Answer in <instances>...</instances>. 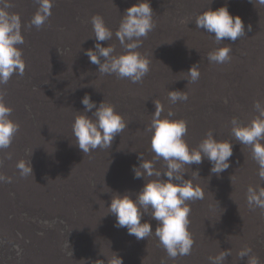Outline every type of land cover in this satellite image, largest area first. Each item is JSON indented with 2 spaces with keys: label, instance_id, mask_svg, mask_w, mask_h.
I'll list each match as a JSON object with an SVG mask.
<instances>
[{
  "label": "rangeland",
  "instance_id": "rangeland-1",
  "mask_svg": "<svg viewBox=\"0 0 264 264\" xmlns=\"http://www.w3.org/2000/svg\"><path fill=\"white\" fill-rule=\"evenodd\" d=\"M11 1H13V4L21 10V14L19 15L21 22L22 25H26L37 11L35 0ZM76 1L80 3V6H78L74 0H54L52 15L49 17L47 24L44 25L43 28L38 30L35 27H22V35L25 42L21 45V50L23 54L22 58L26 65L23 77L24 80L18 81L15 78H11L6 85L0 86V91L7 88L12 90L14 94L12 99L5 98L3 100L7 106L12 108L10 118L20 126V130L16 134L10 147L0 151V174L12 178V183L0 182V197L5 203V208L0 209L2 215V221L0 224L6 219L12 218V216L16 217V219L27 217L28 219H31L32 222H27V226L30 228L23 233L24 235H21L20 232L15 231L8 226L6 227L7 230L4 231L0 226V264H29V258H33V255H37V253V256L41 259V264H81L78 262H70L72 260L80 261L84 264H93L92 261L94 260V257L98 264H102V262L104 264H109L114 253L122 258V260L127 259L129 256L132 259V262L129 264H169L170 259L168 258L167 253L164 248L160 246L159 241L154 234L146 239L138 241L134 236L127 234L126 228L117 229L113 227L116 222L115 216L105 213V210L102 208V205L104 204L103 198L102 196L98 197L101 187V193L106 191V193L110 194L112 200L113 196L117 194L120 182L118 183V186L116 181L110 176L115 175L118 178L121 171L127 172V175L130 177L132 176L131 184H134L130 185V187L133 188L135 186L134 191L136 193L142 189L145 181L143 178H133L134 173L131 172L132 167L128 161L135 157H139L140 153L134 151L138 147L137 145H139L137 149H143V146L147 144V136L144 138L139 136L138 139H135V135L139 130V132L142 131V128H139L142 122L141 120H143L144 115L150 113L147 112L150 110L138 101L139 98L137 97L142 95L138 90V83L136 85L127 79H118L114 75L101 76L98 72V66L90 63L89 58L85 55V51L88 49H94L96 41L94 38H91L93 36V31L92 29H87V26H89L87 23L88 21H91L90 15L94 16L99 13L92 12L91 14H86L84 10L85 4L81 0ZM121 1L101 0L103 8L107 7L106 10L111 9L114 11L113 13H115L110 16L111 21L109 23L112 25L108 26L105 23L114 34L120 24V17L124 15L126 10L124 5L127 3V0ZM167 1L168 6H173L172 9H163L161 11L162 13L159 12V16L155 13L153 16L155 27H158L159 22L162 27L154 30L152 35H150L149 32L147 37L143 39L142 45L137 51L145 58H151V60H154L156 63L161 62L166 65L170 63L171 57L173 61L180 51L178 58L181 60L176 59V61L172 62L173 64L180 63V66L176 68L179 82L176 81L175 84L178 91L186 92L188 94V100L186 102H178L173 106L170 104L169 108L175 112L176 119H183L188 122L192 121L194 124L196 123L195 126L199 131L200 142L204 139V126L218 125L225 126L222 134V141H230L233 145V156L230 157L229 163L231 164V168L235 171L230 169V172L229 170H225V172L220 173H226V177L222 178L223 180L220 177H215L217 176L216 174L210 173L209 167L211 168L212 165L205 160L200 165H191L190 169H188V173L185 174L184 178L191 179V175H193L192 171L198 169L199 177L198 179H195L193 183H195V186L200 185L201 189L203 188L202 183H210V180L216 185L219 183L218 185L234 188L232 195L228 194L224 197L225 206H223V208L224 210L226 209L225 212L227 215H224L221 220H228L226 223L228 226H223L225 228L222 227L219 233V239L223 244L213 238V234L217 232L215 229L210 230L207 228L204 229V231L199 230L197 231V237L200 238L203 236L205 241L208 239H210L209 241L212 240L210 242L211 247L213 246L212 249L217 247L213 249L216 256V250L217 252L220 250L218 248L223 246L232 247V244L237 239L240 241L241 248L243 244L240 240L241 233L239 231L246 230L248 239L244 238L245 247L243 248L247 247L251 250L253 249L251 255L258 258L259 264H264V247L260 246L258 241L254 240L261 239L264 241V211L259 208H256L257 211L252 210L249 208L246 199L248 187L251 185L253 187L255 186L254 184L262 186L264 181L259 179L257 175L258 166L253 160L248 163L245 162L239 166L240 159L237 157L250 154V149L243 147V145L235 141L231 134L232 126H227L230 125V120L233 117H238L242 124H247L249 105H246V103H250V101H253L252 103H254L256 101L255 98H258L260 101L264 99V48H261L262 51L259 54L261 60L259 56H256V59H253L254 62L251 60L249 63H244L239 54V56H231L230 61L232 62H227L225 63L226 65L209 63L206 56L208 55V52H211L216 48L211 47L210 49L203 45L202 42L200 43L201 45L197 43L201 48L194 44L187 46L184 43L185 41L182 36V31H194L191 28L194 27V19L200 14L198 13L200 10L206 11L208 7L210 10L215 11L220 7H217L215 3H210V0H194L197 3H200L196 8L194 6L195 2L192 3L193 0H172L173 5L169 4V0ZM229 1H231L232 4H236V1L234 2V0ZM149 2L152 5H156L157 3L160 6L162 5V0H152ZM86 4L90 6L91 3L86 1ZM230 9L228 8V10ZM91 10L92 8L89 7L88 11ZM62 11L67 12L70 15L71 21H64L67 19L59 13ZM180 13L187 17H180ZM28 15H32V17L30 18ZM160 16H163L164 18L161 20L159 19L158 21L157 18H160ZM165 21L167 23H165ZM169 22L171 23L169 24ZM163 23L165 24L163 25ZM199 30L200 32L202 31L201 29ZM157 31H159L161 35ZM74 32L75 36L73 34ZM202 33L207 37V41H205L206 44L210 37L208 33L204 31ZM53 38L56 40L53 41ZM115 38V35H113V40L105 41L103 43L101 42L102 46L107 47L109 44H112L115 46L116 51L122 49L119 41H116ZM82 40H87V44L85 43L86 45H83L81 43ZM165 55L170 56L169 62L163 61ZM255 60L256 62L260 60V62L258 61L259 63H256ZM193 65H199L201 76L196 83L188 84V76L186 73ZM234 68H238L242 71L248 69L253 75L259 76L258 79H252L253 87L250 90L244 87V83L246 82L244 78L246 74H239V70H235ZM216 71L220 72L219 74L221 75L223 74L220 83L215 85L208 84V78H206L204 74L210 72L215 73ZM215 75L217 74L215 73ZM223 77L227 80L223 79ZM259 80L262 81V83H260ZM110 81L113 83L115 82L112 87L113 89L109 86L110 83L108 82ZM195 87H198L204 94V99L206 101V103L203 104L204 107H201L200 104L194 102L195 94L192 92ZM119 93L120 95L122 94V97ZM85 94L90 95L91 100L96 102L97 105L103 100H107L108 102L106 103L110 102L111 105H117V107L120 108L123 106L121 108L124 110V115H122V117L128 125L125 128L126 132L123 131L119 134L121 138L117 135L113 140V144H111V147L108 149L109 151H93L88 157L83 156V152L75 145L74 138L72 137V123L74 118L84 111V106L81 104V100ZM7 95H10V93L7 92ZM112 96L113 98H111ZM110 98L111 100H109ZM225 101L227 102L225 103ZM119 103H121L120 106H118ZM167 103H169L168 99ZM169 108L167 109L165 116L167 115ZM132 110L134 111V114ZM93 111H95V109H93ZM215 112L217 113V117H215ZM88 115L91 116V113L89 112ZM132 115L135 117L133 118ZM189 115H191V117ZM132 119L133 121H131ZM126 133L132 135L129 136ZM189 147L195 148L194 145ZM131 148L133 150H131ZM149 152L150 148H147L144 152L146 154H143L144 158L148 156L145 160L152 159L153 155ZM9 154L11 155V159L7 158ZM105 154L107 156H105ZM19 160L31 162L33 176L25 178L19 176V172L16 168V163ZM68 162L72 163L69 164ZM118 162H120V164ZM162 163L163 162L161 161V166ZM160 164L157 163L156 167L161 168ZM235 168H237L238 171H241L244 168L250 169L251 173L253 172L256 175L259 182L256 179L254 180V178L248 180V177L251 174L246 175V177L243 178L245 181L242 182L236 177L237 170ZM130 169L131 171H129ZM73 180H77V183L81 186V189H78V194L86 197L84 199L88 210L86 214L83 208L76 202V198L72 196L69 189L66 187L70 185ZM235 180L238 182L236 192ZM244 185L246 187H244ZM214 186L215 185L212 187ZM131 188L128 189V186H125L122 190V196L129 194L127 191H130ZM210 188H207L206 193L204 189H202L203 193L205 195L211 194L210 192L212 189ZM243 194L245 196H242ZM230 206L233 209V215L230 213ZM236 210L238 212H235ZM202 211L204 213L203 207ZM11 212H15V214H9ZM257 212L259 213L257 214ZM191 216L190 213L189 219ZM235 218H239L240 223H238V219L236 220ZM61 222H64L65 225ZM144 222L150 223L153 232H155V228H153L157 227V222L155 220H152L149 215H144L141 223ZM204 222L205 227H207L206 225L211 226V224H214L210 223L206 218H204ZM229 222L235 224L231 225L234 227V231H232L231 228H228ZM53 234L59 235L62 240L53 236ZM64 234H72L71 241L73 244L76 243L75 247L78 245L80 254L75 255L76 248L68 246V244L63 242L66 238ZM51 235L53 237H51ZM91 237H93V239H91ZM85 238L88 239L87 247L89 249L84 244L86 241ZM6 241L8 242L7 245H5ZM254 241L260 249L255 247ZM57 243L60 245V250H58L59 246ZM61 244L63 245V250H61ZM23 246L27 248L31 246L29 248L30 251L25 252ZM196 246V242L194 241L190 258H194L195 264H210L208 257H214V254L209 250V247L202 245L198 247ZM53 248H55V252L53 251ZM243 248H241V250ZM193 249L195 251L196 249H201V251L195 252ZM84 253L86 257L83 256ZM244 260L245 264H247V257H244ZM231 262L233 264L242 263V261L237 259L234 261L231 260ZM231 262L228 264H232ZM123 264H125L124 261Z\"/></svg>",
  "mask_w": 264,
  "mask_h": 264
},
{
  "label": "clouds",
  "instance_id": "clouds-1",
  "mask_svg": "<svg viewBox=\"0 0 264 264\" xmlns=\"http://www.w3.org/2000/svg\"><path fill=\"white\" fill-rule=\"evenodd\" d=\"M74 1L80 6L79 2ZM86 1L91 3L90 6L86 4ZM149 1L152 0H127V3L124 5L126 7L125 13L121 17L118 29L114 34L107 27V25H112L109 22L111 21L110 16L115 14L113 10H106L107 7L103 8L101 0H84L86 14H91L92 12L100 14L92 16L91 21L87 23L89 25L87 29H92L93 31L91 38H94L96 43L94 44V49L85 51V55L89 58L90 63L98 66V72L101 76L114 75L118 79H127L131 83L137 84L142 83L144 77L149 73L150 61L143 57L137 49L141 47L142 41L147 37L148 33L155 28L154 13L159 16V12L163 9H172L173 7L167 5V0H162L161 6L158 3L154 6ZM248 2L264 6V0H248ZM35 3L37 4V11L33 17L32 15H28L32 19L26 25H22L19 7L13 4L11 0H0V86L6 85L11 78H15L18 81L24 80L26 65L22 58L23 54L21 50V45L25 42L22 35V27H35L39 30L47 24L49 17L52 15L54 0H35ZM235 3L240 9L245 7V3L243 2ZM169 4L173 5L172 0H169ZM89 7L92 8L91 11H88ZM64 11L59 13L70 17ZM157 19L159 20V18ZM160 19H163V16H160ZM69 20L71 21V17ZM252 21L256 22V19L253 18ZM194 23L197 29L208 33L209 37L217 45L222 44V41L226 38L235 42L238 38L245 36V26L242 18L240 16H232L229 13L227 5L215 11H203L195 17ZM250 30L251 26H249ZM213 33L214 36L212 35ZM113 35H115L123 49L122 54L117 55L115 46L112 44H109L107 47L101 44V42L111 41ZM55 40L53 38V41ZM209 48L211 49V47ZM231 51L232 49L229 46L216 48L208 53L207 60L213 64H225L231 60ZM186 74L188 76V84L196 83L200 78L199 65H193ZM7 92L10 95H7ZM192 93L195 94L194 102L200 101V106L204 107L203 104L206 101L203 92L198 87H195ZM13 96L14 94L10 88L0 91V151L10 147L20 130L19 124L10 118L12 108L7 106L3 100L5 98L12 99ZM167 99L169 103H167ZM187 100L188 95L186 92L168 91V94L159 100H154L152 104L140 102L150 110V113L146 115H149L151 120L145 127V131L149 133L147 135V144L143 146V149L135 150L140 155L130 160V165L132 166L131 172L134 173L133 178H143L145 183L142 189L136 193L135 199L127 194L123 196L116 194L107 208L108 214L115 216L116 222L113 227L117 229L126 228L127 234L134 236L138 241L154 234L160 246L166 251L169 259H175L177 256L191 255L194 241L188 230L190 224L189 214L191 211L188 202L203 200L206 197H204L201 187L194 186L193 183L199 177V170L192 171L193 175H191V179H185L184 177L188 173V169H190L191 165H200L205 160L212 165L210 173L218 176L225 170L231 169L229 161L230 157L233 156L232 143L230 141H222L225 126H204V139L201 142L198 130L195 142H191L185 138L186 142L183 139L187 135L188 127H196L195 124L187 120L176 119V115L171 109H169L166 116L165 113L170 104L175 105L178 102H186ZM255 100L254 103L251 101L250 103H246V105H249L247 124H242L238 117H233L230 120V125L227 126H232L231 134L233 139L243 145V147L250 149V154L237 157L240 159L239 166L253 160L258 166V177L264 181V99L260 101L258 98H255ZM81 104L84 106V111L79 113L73 120L72 137L74 138L75 145L83 152V156L88 157L93 151L108 150L116 136L121 134L128 125L122 117V109L114 107L104 100L97 105L96 102L91 100L90 95L85 94L81 100ZM89 112L91 116L88 115ZM132 117L135 116L133 115ZM127 135L130 136V134ZM193 145H197V147H189ZM147 148H150L153 154L151 160H145L143 157ZM105 156L107 155L105 154ZM7 158L11 159V155L9 154ZM161 161L163 162L161 168H157V163ZM68 163L71 164L72 162ZM16 168L21 178L33 176V168L30 161L19 160L16 163ZM238 172L245 174L239 178L242 182L245 181L243 178L249 174L251 175L248 179H257L256 175L253 172L251 173V170L248 168H244ZM110 177L116 178L115 175ZM130 179L132 180V178ZM0 182L12 183V178L0 174ZM235 183L236 192L238 182L235 180ZM256 185L248 187L246 193L247 203L252 210L259 208L264 211V187H256ZM216 186L219 191V197L216 202L213 200L216 197V190L215 187H211L213 196L208 197L211 199L209 202L212 203V209L208 210L207 201L205 208L208 214L204 215V218L214 224L211 226L206 225L207 227H205L203 218L204 228H200L199 230L201 231H204L206 228H216L221 223L228 221L221 220L224 215H227L223 208L225 206L224 197L228 194L232 195L234 188L218 184ZM66 187L72 196L76 198V202L83 208L86 214L88 211L84 200L86 197L78 194V189H81V186L77 183V180H73ZM101 196L100 187L98 197ZM4 208L5 203L0 197V209ZM232 210L231 207V214ZM9 214L12 215L15 212ZM144 215H149L157 222V227H153L155 228V232H153L150 223H141ZM1 221L2 215L0 213ZM27 222L32 223L31 219L27 217L16 219V217L12 216V218L2 222L0 226L4 231L7 230L6 227L8 226L24 235L23 233L30 228L27 226ZM61 223L65 225L64 222ZM228 224L233 225L230 222ZM54 236L62 240L59 235ZM64 236L66 238L63 242L68 244V246L76 248L75 255L80 254L78 245L75 247L76 243L73 244L71 241L72 234H64ZM85 240L84 244L87 247L88 239L85 238ZM254 240L264 247L263 240ZM7 244L8 242L6 241L5 245ZM57 245L59 246L58 250H60V245L58 243ZM254 245L260 249L255 241ZM30 247L23 246V249L27 252ZM61 250H63L62 244ZM251 251L253 252V249L244 248L238 253L239 258L242 259L241 264H245L244 257H247V264H259L258 258L251 255ZM229 255H231L230 251H221L214 257L209 256L208 260L210 264H224L226 257ZM83 256L86 257L85 253ZM123 261L125 264H129L132 262V259L128 256L127 259L122 260V258L114 253L109 264H123ZM70 262L84 264L75 260ZM92 263L98 264L95 257ZM29 264H33L32 258H29ZM102 264L104 263L102 262Z\"/></svg>",
  "mask_w": 264,
  "mask_h": 264
},
{
  "label": "bare ground",
  "instance_id": "bare-ground-1",
  "mask_svg": "<svg viewBox=\"0 0 264 264\" xmlns=\"http://www.w3.org/2000/svg\"><path fill=\"white\" fill-rule=\"evenodd\" d=\"M83 3H84V0H81ZM121 1V0H120ZM176 1H178V0H176ZM211 2L210 3H215V5H217V7H222V6H225V5H227V7L230 9V8H232V9H230L229 10V13L232 15V16H240L241 18H242V21H243V23H244V26H245V36L244 37H241V38H238L235 42H233V41H231V40H229V39H224L223 41H222V44H219V45H217L216 43H214V41L210 38L209 40H208V42L205 44V41H207V37H206V35L204 34V33H202L203 32V30L200 32V30L199 29H196V26L194 25V27L193 28H191V29H193L194 31H182V36H183V38H184V43L187 45V46H190L191 44H194V45H196V46H198V47H200L199 45H201L200 43L202 42V44L203 45H205L206 47H212V48H219V47H224V46H229V47H231V49H232V51L230 52V56H234V55H238L239 56V54L241 55V57H242V61L245 63V62H247V63H249L251 60L253 61V59H256L255 57L256 56H259V54L261 53V48H264V6H261V5H259V4H257V5H255L254 3H249L248 2V0H234V1H236V2H243V3H245V7L244 8H242V9H240L239 7H238V5H236V4H232L231 3V1H229V0H210ZM121 2H123V1H121ZM127 2V1H126ZM195 1L193 0L192 1V3H194ZM199 4L200 3H197V2H195L194 3V6H195V8L196 7H198L199 6ZM214 5V6H215ZM155 6V5H154ZM109 7V6H108ZM216 8V7H215ZM178 9V8H177ZM117 10V9H116ZM207 10H210L208 7H207V9H206V11ZM25 12V11H24ZM114 12V11H113ZM198 12V11H197ZM203 11L202 10H200L198 13H202ZM98 13V12H97ZM29 14V13H28ZM62 14V13H61ZM156 14V13H155ZM154 14V15H155ZM166 14V13H165ZM100 15V14H99ZM117 15H118V13H117ZM62 16H64L66 19H68L69 20V18L70 17H66V15H64V14H62ZM91 17L93 16V15H90ZM164 16V15H163ZM187 17L186 15H183V14H181L180 13V17ZM166 17H167V15H166ZM170 17H171V15H170ZM121 18V17H120ZM164 18V17H163ZM172 18V17H171ZM189 18V17H188ZM256 19V22H253L252 21V19ZM160 19V18H159ZM183 19V18H182ZM161 20V19H160ZM166 20V19H165ZM171 20V19H170ZM185 20V19H184ZM159 21V20H158ZM162 22V21H161ZM155 23V22H154ZM160 23V22H159ZM158 23V27H155L151 32H150V35H152V33H153V31L154 30H156V29H160V27H162V26H160V24ZM165 23H167L166 21H165ZM165 23H163V25L165 24ZM171 22H169V24H170ZM187 23V22H186ZM173 24V23H172ZM170 26V25H169ZM172 26V25H171ZM249 26H251V30L249 31ZM165 27V26H164ZM173 27H175V26H173ZM84 28V27H83ZM167 28V27H166ZM196 29V30H195ZM160 31V30H159ZM159 31H157V32H159ZM177 31V30H176ZM161 32H162V30H161ZM166 33V32H165ZM74 34V36H75V32L73 33ZM159 34H160V32H159ZM163 34V33H162ZM180 34V33H179ZM161 35V34H160ZM213 36H214V34H212ZM164 37V36H163ZM156 38V37H155ZM152 39V38H151ZM150 39V40H151ZM113 40V39H112ZM115 40L117 41V39L115 38ZM149 40V39H148ZM154 40V39H153ZM178 40V39H177ZM86 41L87 40H82L81 41V43L84 45L85 43H86ZM158 41V40H157ZM148 42V41H147ZM151 42V41H150ZM153 42V41H152ZM103 43V42H102ZM197 43L199 44V45H197ZM87 44V43H86ZM85 44V45H86ZM105 45V44H104ZM173 45V44H172ZM167 47V46H166ZM117 48V47H116ZM159 48V47H158ZM201 48V47H200ZM207 48V49H208ZM118 49V48H117ZM185 49H186V47H185ZM206 49V48H205ZM189 50V49H188ZM214 50V49H213ZM197 51H199V50H197ZM204 51V50H203ZM209 51V50H208ZM211 51V50H210ZM123 53V51H122V49H118L117 51H116V54L117 55H119V54H122ZM209 53V52H208ZM264 53V52H263ZM189 54H190V52H189ZM196 54V53H195ZM150 55V54H149ZM179 55H180V51H179V53L176 55V57L174 58V60L172 61V57H171V59H170V63H168L167 65L165 64V63H161V62H158V63H156V62H154V60H151V58H146V59H148L149 61H150V65H149V67H150V71H149V73L144 77V79H143V82L142 83H138V85H137V87H138V90L141 92V94L142 95H140V96H138L137 98H139L138 99V101L139 102H143V103H147V104H152V103H154V100H159L160 98H162L164 95H166V94H168V91H178L177 90V87H176V81H178V74H177V71H176V68L177 67H179L180 66V63H177V64H173L172 62H174V61H176V59H178V60H181L180 58H178L179 57ZM182 55V54H181ZM198 55H199V53H198ZM197 55V56H198ZM147 56V55H146ZM169 57L170 56H168V55H165L164 56V58H163V61H165V62H169ZM183 57V56H182ZM191 57V56H190ZM207 57V56H206ZM262 57V56H261ZM259 58H260V56H259ZM156 59V58H155ZM204 59V58H203ZM235 59V58H234ZM237 60V59H236ZM260 60H261V58H260ZM260 60H258L259 62H260ZM241 61V60H240ZM256 62V60H255V62L256 63H259V62ZM179 62V61H178ZM230 62H232V61H230ZM237 62V61H236ZM254 62V61H253ZM172 63V64H171ZM243 64V63H242ZM255 64V63H254ZM253 64V65H254ZM261 64V63H260ZM165 65H166V67H165ZM220 65V64H219ZM226 65V64H225ZM238 65V64H237ZM257 65V64H256ZM264 65V64H263ZM185 66H186V64H185ZM228 66V65H227ZM250 66V65H249ZM252 66V65H251ZM203 67V66H202ZM206 67V66H205ZM262 67V66H261ZM186 68V67H185ZM191 68V67H190ZM250 68V67H249ZM200 69V68H199ZM235 70H239L238 68L236 69V68H234ZM250 69H252V68H250ZM188 70V69H187ZM215 73L217 74V75H215ZM210 72V73H205L204 75H205V77L206 78H208V84H219L220 83V81H221V77H222V75L221 74H219L220 72H218V71H216V72ZM223 73V72H222ZM242 73H245L246 74V76H245V78H244V80L246 81L245 83H244V87L245 88H248L249 90L253 87V85H252V79H258V75H253L250 71H248V69H246V70H244V71H242V70H239V74H242ZM180 74V73H179ZM264 74V73H263ZM201 76V75H200ZM237 76V75H236ZM204 78V77H203ZM223 79H226L225 77H223ZM243 79V78H242ZM227 80V79H226ZM201 81V80H200ZM260 81V80H259ZM179 82V81H178ZM108 83H110V87L112 88L113 87V84L115 83H113V82H108ZM121 83V82H120ZM226 83V82H225ZM224 83V84H225ZM260 83H262V81H260ZM182 84V83H181ZM195 85V84H194ZM198 85V84H197ZM196 85V86H197ZM232 85V84H231ZM242 85V84H241ZM240 85V86H241ZM107 86V85H106ZM179 86V85H178ZM129 87V86H128ZM133 87H135V86H133ZM218 87V86H217ZM110 88V89H111ZM120 88V87H119ZM122 88V87H121ZM124 88V87H123ZM136 88V87H135ZM113 89V88H112ZM188 89V88H187ZM190 89V88H189ZM192 89V88H191ZM136 90V89H135ZM179 90H180V88H179ZM225 90V89H224ZM238 90V89H237ZM115 91V90H114ZM125 91V90H124ZM212 91V90H211ZM223 91V90H222ZM236 91V90H235ZM241 91V90H240ZM246 91V90H245ZM208 92V91H207ZM213 92H215V91H213ZM263 92V91H262ZM100 93V92H99ZM115 93V92H114ZM113 93V94H114ZM211 93V92H210ZM247 93H248V90H247ZM250 93H251V91H250ZM112 94V93H111ZM110 94V95H111ZM126 94H127V92H126ZM137 94H139V93H137ZM214 94V93H213ZM241 94V93H240ZM244 94V93H243ZM105 95H106V93H105ZM119 95H120V93H119ZM122 95V94H121ZM120 95V96H121ZM188 95V94H187ZM216 95V94H215ZM215 95H210V96H215ZM218 95V94H217ZM245 95V94H244ZM252 95V94H251ZM115 96V95H114ZM126 96V95H125ZM207 96H209V95H207ZM261 96V95H260ZM122 97V96H121ZM246 97H247V95H246ZM245 97V98H246ZM252 97V96H251ZM263 97V96H262ZM109 98V97H108ZM111 98H113V96L111 97ZM111 98L109 99V100H111ZM118 98V97H117ZM120 98V97H119ZM126 98V97H125ZM124 98V99H125ZM210 98V97H209ZM243 98V97H242ZM250 98V97H249ZM121 99V98H120ZM191 99V98H190ZM213 99V98H212ZM215 99V98H214ZM116 100V99H115ZM122 100V99H121ZM135 101V100H134ZM255 101V100H254ZM105 102H108L107 100L105 101ZM122 102V101H121ZM126 102H127V100H126ZM169 102V101H168ZM192 102V101H191ZM200 102V101H199ZM199 102L197 101V103L199 104ZM253 102V101H252ZM110 103V102H109ZM189 103V102H188ZM194 103V102H193ZM112 104H113V102H112ZM123 104H125V103H123ZM180 104V103H179ZM196 104V103H195ZM121 105V103H119V105L118 106H120ZM143 105V104H142ZM181 105H183V104H181ZM114 106V105H113ZM116 107H117V105H115ZM114 106V107H115ZM127 106H128V104H127ZM130 106V105H129ZM132 106V105H131ZM173 106V105H172ZM188 106V105H187ZM190 106V105H189ZM209 106V105H208ZM123 107V106H122ZM121 107V108H122ZM125 107V106H124ZM137 107H138V105H137ZM186 107V106H185ZM212 107V106H211ZM120 108V107H119ZM128 108V107H127ZM126 108V109H127ZM134 108V107H133ZM173 108V107H172ZM170 109V108H169ZM194 109V108H193ZM130 110V109H129ZM145 110V109H144ZM173 110H175V109H173ZM122 111H124V110H122ZM142 111H143V109H142ZM169 111V110H168ZM172 111V110H171ZM127 112V111H126ZM126 112H125V115H126ZM132 112H133V114H134V111L132 110ZM137 112V111H136ZM139 112H141V111H139ZM146 112V111H145ZM147 112H149V111H147ZM179 112V111H178ZM182 112V111H181ZM192 112V111H191ZM142 113V112H141ZM144 113V112H143ZM175 113V112H174ZM177 113V112H176ZM192 113H194V112H192ZM145 114V113H144ZM191 114V113H190ZM210 114V113H209ZM124 115V114H123ZM181 115H182V113H181ZM130 116V115H129ZM133 116V115H132ZM140 116V115H139ZM142 116V115H141ZM188 116V115H187ZM190 117H191V115H189ZM198 116V115H197ZM200 116V115H199ZM189 117V118H190ZM215 117H217V113L215 112ZM132 118V117H131ZM130 118V119H131ZM134 118V117H133ZM138 118V117H137ZM137 118H136V120H137ZM188 118V117H187ZM202 118H204V117H202ZM127 119V118H126ZM185 119V118H184ZM193 119V118H192ZM222 119V118H221ZM150 120H151V117L149 116V115H144V117H143V120H141L142 122H141V124H140V126H139V128H142V131L141 132H137L136 133V135H135V139H138V137L140 136V137H146L147 135H148V133L149 132H147V131H145V127H146V125L150 122ZM127 121V120H126ZM131 121H133V119L131 120ZM202 121V120H201ZM222 121H224V120H222ZM129 122V121H128ZM137 122H138V120H137ZM190 122H192V121H190ZM194 122H196V121H194ZM221 123V122H220ZM196 124V123H195ZM214 124H215V121H214ZM133 125V124H132ZM136 125V124H135ZM134 126V125H133ZM138 126V125H137ZM198 126V125H197ZM218 126V125H217ZM138 129V128H137ZM134 130H135V128H134ZM125 131V130H124ZM126 132V131H125ZM201 132V131H200ZM203 132V131H202ZM128 133V132H127ZM126 133V134H127ZM204 133V132H203ZM130 135H132V134H130ZM204 135V134H203ZM119 137L121 138V136L119 135ZM118 138V137H117ZM131 138V137H130ZM185 138L186 139H188V140H190L191 142H195L196 141V138H197V129H196V127H188V131H187V135L185 136ZM184 138V139H185ZM202 138V137H201ZM127 139H128V137H127ZM124 140V139H123ZM201 140V139H200ZM130 141V140H129ZM136 141V140H135ZM134 141V142H135ZM143 141V140H142ZM124 142V141H123ZM128 142V141H127ZM133 143V142H132ZM138 143V142H137ZM143 143V142H142ZM113 144V143H112ZM118 144V143H117ZM124 144V143H123ZM126 144V143H125ZM140 144V143H139ZM145 144V143H144ZM122 146V145H121ZM138 147H139V145H137ZM136 146V147H137ZM137 147V148H138ZM196 147V146H195ZM135 148V147H134ZM136 148V149H137ZM131 150H133L132 148H131ZM109 151V150H108ZM135 151V150H134ZM151 152V151H150ZM149 152V153H150ZM101 153V152H100ZM152 153V152H151ZM150 153V154H151ZM104 154V153H103ZM102 154V155H103ZM116 154V153H115ZM129 154V153H128ZM133 154V153H132ZM146 154V153H145ZM153 155V154H152ZM113 156V155H112ZM116 156V155H115ZM123 156H125V155H123ZM135 156V155H134ZM120 157V156H119ZM128 157V156H127ZM144 157V156H143ZM146 157H148V156H146ZM145 157V158H146ZM61 158V157H60ZM124 158V157H123ZM144 158V159H145ZM103 159V158H102ZM127 160V159H126ZM99 161V160H98ZM102 161V160H101ZM140 161V160H139ZM234 161V160H233ZM125 162V161H124ZM129 162H130V160H129ZM249 161H247V163H248ZM117 163V162H116ZM119 164H120V162H118ZM236 163V162H235ZM160 164V163H159ZM111 165V164H110ZM121 165H123V164H121ZM125 165V164H124ZM205 165V164H204ZM117 166V165H116ZM157 166V165H156ZM160 166H161V164H160ZM241 166V165H240ZM126 167V166H125ZM132 167V166H131ZM200 167V166H199ZM249 167V166H248ZM109 168V167H108ZM115 168V167H114ZM116 168H118V167H116ZM128 168H130V167H128ZM159 168V167H158ZM206 168V167H205ZM255 168V167H254ZM98 169V168H97ZM203 169H204V167H203ZM209 169H210V167H209ZM208 169V170H209ZM232 169V168H231ZM236 170H237V168H235ZM242 169V168H241ZM253 169V168H252ZM110 170V169H109ZM117 170V169H116ZM232 170H234V169H232ZM256 170V169H255ZM114 171V170H113ZM129 171H131V169L129 170ZM235 171V170H234ZM233 171V172H234ZM238 171V170H237ZM225 172V171H224ZM229 172H230V170H229ZM79 173V172H78ZM111 173V172H110ZM118 174V173H117ZM207 174V173H206ZM205 174V175H206ZM210 174V173H209ZM226 174V173H225ZM225 174H219L218 176H215V175H212V176H215V177H220L221 179L223 178V177H226L225 176ZM236 174V173H235ZM234 174V175H235ZM74 175V174H73ZM72 175V176H73ZM99 175V174H98ZM104 175V174H103ZM110 175H112V174H110ZM229 175V174H228ZM245 174L244 173H240V172H238L237 173V175H236V177H238V178H241V177H243ZM188 176V175H187ZM186 176V177H187ZM78 177V176H77ZM132 177V176H131ZM130 177V178H131ZM233 177V176H232ZM246 177V176H245ZM109 178V177H108ZM129 178V175H127V172H122L121 171V173L119 174V177L117 178H113L115 181H116V184L119 186V182H120V187H119V189H118V191H117V194H119V195H121L122 196V190H123V188L125 187V186H128V189H130L131 187H130V185H132V184H134V183H132L131 184V179ZM188 178H190V177H188ZM204 178V177H203ZM212 178V177H211ZM235 178V177H234ZM233 178V179H234ZM77 179V178H76ZM100 179V178H99ZM186 179V178H185ZM198 179V178H197ZM199 179H202V178H199ZM236 179V178H235ZM260 179V178H259ZM223 180V179H222ZM221 180V181H222ZM229 180V179H228ZM249 180V179H248ZM255 180V179H254ZM257 181H258V179H256ZM200 181V180H199ZM202 181V180H201ZM240 181V180H239ZM194 182V181H193ZM208 182V181H207ZM225 182V181H224ZM228 182V181H227ZM259 182V181H258ZM105 183V182H104ZM112 183H113V181H112ZM201 183V182H200ZM199 183V184H200ZM221 183V182H220ZM250 183V182H249ZM255 183H256V181H255ZM137 184H139V183H137ZM195 184V183H194ZM219 184V183H218ZM236 184V183H235ZM244 184V183H243ZM262 184V183H261ZM143 185V184H142ZM213 185H215L214 187H215V190H216V197L213 199L215 202H216V200L218 199V197H219V191H218V188H217V186H216V184L213 182V181H211L210 180V183H205V184H203L202 183V189H204V191H205V193L207 192V188H210V187H212ZM242 185V184H241ZM255 185V184H254ZM108 186V185H107ZM115 186V185H114ZM195 186V185H194ZM198 186V185H197ZM252 186V185H251ZM257 186H260L259 184H257L256 185V187ZM135 187V186H134ZM134 187L133 188H131V190L128 192L127 191V193H129L130 194V196H131V198H133V199H135V195H136V192L134 191ZM143 187V186H142ZM199 187H200V185H199ZM241 187H243V186H241ZM244 187H246L245 185H244ZM243 187V188H244ZM248 187V186H247ZM261 187H264V184L261 186ZM140 188H141V186H140ZM240 189V188H239ZM242 189V188H241ZM136 190V189H135ZM139 190V189H138ZM113 191V190H112ZM242 191H244L243 189H242ZM113 192H115V191H113ZM137 192H139V191H137ZM213 192V190H211V194H209V195H205L204 194V199L203 200H195V201H189L188 203H189V206H190V209H191V211H190V213H191V217H190V224H189V227H188V230L190 231V233H191V237L194 239V241L196 242V247H198V246H205V247H209V250H211V252L214 254V256H215V253H214V251H213V249H215V248H217V247H215V248H213L212 249V247H211V244H210V242L212 241H209L210 239H208L207 241H205V239H204V237L203 236H199L200 238H198L197 236V231L200 229V228H204V225H203V222H202V219L204 218V215L205 214H208V212H207V209L205 208V206H206V203H207V201H208V210L210 211L211 209H212V203L211 202H209V200H211L208 196H213L212 193ZM239 192V191H238ZM86 193V192H85ZM244 193H245V191H244ZM102 194V198H103V201H104V204L102 205V208H103V210H105V213H108V207H109V205H110V200H111V196H110V194L109 193H106V191H104V192H102L101 193ZM129 194H127V195H129ZM241 196V195H240ZM242 196H245L244 194L242 195ZM231 198H232V196H231ZM236 198V197H235ZM93 200V199H92ZM97 200V199H96ZM102 201V202H103ZM240 201V200H239ZM236 202H238V201H236ZM95 203V202H94ZM227 203V202H226ZM102 204V203H101ZM230 205V204H229ZM61 206V205H60ZM202 207H203V209H204V213H203V211H202ZM238 207H240V206H238ZM228 208V207H227ZM250 208V207H249ZM235 209V208H234ZM241 209V208H240ZM226 210V209H225ZM239 210V209H238ZM256 210V209H255ZM257 211V210H256ZM101 212V211H100ZM235 212H238L237 210L235 211ZM102 213V212H101ZM255 213V212H254ZM259 212H257V214H258ZM103 215V214H102ZM105 215V214H104ZM233 215V214H232ZM239 216V215H238ZM237 216V217H238ZM233 218V217H232ZM236 219V218H235ZM234 219V220H235ZM238 219V220H237ZM236 220H237V222L238 223H240V219L239 218H237ZM96 220V219H95ZM153 220V219H152ZM111 221V220H110ZM109 221V222H110ZM236 222V221H235ZM205 223V222H204ZM227 222H223V223H221L220 225H218L216 228H213V229H215V231H217L215 234H213V238L215 239V240H218L221 244H223V242L219 239V233H220V231H221V229H222V227L223 226H228L227 224H226ZM247 223V222H246ZM245 223V224H246ZM253 223V222H252ZM207 224V223H206ZM249 224V223H248ZM90 225V224H89ZM98 225V224H97ZM212 225V224H211ZM233 225H235V224H233ZM91 226V225H90ZM103 226V225H102ZM223 228H225V227H223ZM228 228H231L232 229V231H234V227L233 226H231V225H229V227ZM207 229V228H206ZM210 230L212 229V228H209ZM236 230V229H235ZM257 230V229H256ZM249 231V230H248ZM210 232H212V231H210ZM240 233H241V238H240V240H241V242H242V247L241 248H243V247H245L244 246V238L245 239H248L247 238V232H246V230H242V231H239ZM258 232V231H257ZM205 233V232H204ZM239 233V234H240ZM252 234V233H251ZM206 235H208V234H206ZM53 236H54V234H53ZM52 235H51V237H53ZM91 236V235H90ZM92 236H93V234H92ZM210 236H211V234H210ZM233 236H235V235H233ZM207 237H209V236H207ZM239 237V236H238ZM211 238H212V236H211ZM91 239H93V237H91ZM213 239V240H214ZM237 239V238H236ZM235 241V240H234ZM233 241V242H234ZM231 243V242H230ZM53 244H55V243H53ZM45 245H47V244H45ZM49 245V244H48ZM229 245V244H228ZM219 247V246H218ZM225 247H226V249H225ZM251 247V246H250ZM241 248H240V241H239V239H237L233 244H232V247H229V246H223V247H221V248H218V249H220L218 252H217V250H216V255H218L221 251H230V253H231V255H229V256H227V258L225 259V261H224V264H228V263H230L231 262V260H235V259H237V260H240V261H242V259H240L239 258V256H238V253L240 252V250H241ZM247 248V247H246ZM244 249V248H243ZM32 250V249H31ZM194 250V249H193ZM30 251V250H29ZM53 251L55 252V248H53ZM195 251V250H194ZM198 251H201V249H196V251L195 252H198ZM192 253V252H191ZM152 254V253H151ZM157 254V253H156ZM194 254V253H193ZM37 255H38V253H37ZM36 254H34L33 255V258H32V262H33V264H41V259L37 256ZM40 256V255H39ZM42 257V256H41ZM193 257V256H192ZM232 263V262H231ZM169 264H195V260H194V258H190V255H187V256H177L175 259H170L169 260ZM233 264V263H232Z\"/></svg>",
  "mask_w": 264,
  "mask_h": 264
}]
</instances>
